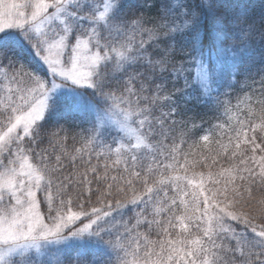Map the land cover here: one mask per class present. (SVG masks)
Segmentation results:
<instances>
[{
	"label": "snow or ice",
	"instance_id": "obj_1",
	"mask_svg": "<svg viewBox=\"0 0 264 264\" xmlns=\"http://www.w3.org/2000/svg\"><path fill=\"white\" fill-rule=\"evenodd\" d=\"M255 31L242 0H0V264H264V57L219 99Z\"/></svg>",
	"mask_w": 264,
	"mask_h": 264
},
{
	"label": "trees",
	"instance_id": "obj_2",
	"mask_svg": "<svg viewBox=\"0 0 264 264\" xmlns=\"http://www.w3.org/2000/svg\"><path fill=\"white\" fill-rule=\"evenodd\" d=\"M242 2L248 5L249 22L254 24L256 31L251 37L253 40L252 50L241 59V74L236 77L233 86L228 87L227 80L221 81L219 85V99L221 101L229 100L233 105L236 104L238 97H242L246 92H252L253 88H259V83H253V81L259 80V68L262 57H264V39H257L259 32L264 30V22H262V18H264V0H242ZM128 3L133 7L140 6V10L147 18L156 15L160 0H128ZM233 42L239 44L241 41L237 38ZM37 67L39 68V65H37ZM40 70L42 71L43 69L41 68ZM245 73H247V76H245ZM167 87L168 90L171 91V83H169ZM161 103L162 106L165 107V110H167V102L163 101ZM213 105L214 102L204 103L203 101L194 100L187 106L189 111L185 120L187 121L190 118L198 126L193 128L186 137L188 144L198 145V148L193 149L195 151H206L204 149V142L200 140V137L204 133L199 125H203V128L207 129L213 124L227 123V119L223 114V109L221 108L217 111ZM176 119H179V117H176ZM216 139L217 137L214 135L212 140L215 141ZM224 140L225 142L227 141V135L224 136ZM68 143L71 145L72 141L69 140ZM188 144L184 145L186 151L188 150ZM210 146L215 147V144L213 143ZM128 215L131 216V212H129ZM69 264H75V262L69 258Z\"/></svg>",
	"mask_w": 264,
	"mask_h": 264
},
{
	"label": "rangeland",
	"instance_id": "obj_3",
	"mask_svg": "<svg viewBox=\"0 0 264 264\" xmlns=\"http://www.w3.org/2000/svg\"><path fill=\"white\" fill-rule=\"evenodd\" d=\"M33 255H34V253H33Z\"/></svg>",
	"mask_w": 264,
	"mask_h": 264
}]
</instances>
